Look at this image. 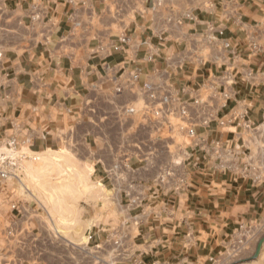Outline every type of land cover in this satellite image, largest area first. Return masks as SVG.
Instances as JSON below:
<instances>
[{"label":"crops","instance_id":"crops-1","mask_svg":"<svg viewBox=\"0 0 264 264\" xmlns=\"http://www.w3.org/2000/svg\"><path fill=\"white\" fill-rule=\"evenodd\" d=\"M156 1L0 0L25 31L0 60V136L14 127L34 152L52 148L57 136L83 138L94 178L114 204L108 222L89 229L93 244L126 221L133 235L130 255L144 264H210L264 206V181L251 175L258 162L246 140L264 126V0ZM121 36L128 43L115 51ZM134 70L137 87L168 84L180 101L206 98L202 91L208 88L216 108L206 127L195 128L205 150L186 161L190 174L176 195L155 188L157 168L130 160L131 179L145 192L132 205L106 178L100 160L111 157L81 112ZM117 100L141 105L137 88ZM1 184L4 220L14 195ZM2 247L0 235V253Z\"/></svg>","mask_w":264,"mask_h":264},{"label":"built area","instance_id":"built-area-1","mask_svg":"<svg viewBox=\"0 0 264 264\" xmlns=\"http://www.w3.org/2000/svg\"><path fill=\"white\" fill-rule=\"evenodd\" d=\"M127 43L128 38L121 36L118 45L112 46L113 50L118 51ZM3 54L4 51L0 50V60ZM139 75V71H132L128 78L117 81L112 93H103L105 95H98L99 98L86 102L81 112L100 139L108 140L112 127L124 125V144H104L102 150L109 152L111 161L100 160V164L116 191H123L132 205L140 203L145 198V192L141 183L131 179L135 171L130 160L135 158L140 162H149L152 168H157L152 181L155 188L176 195L186 187L185 176L190 174L186 171V161L205 150L204 141L195 128L206 127L213 119L211 111L216 108L208 101L214 95L208 88L202 91L206 98L180 101L172 94L168 84L137 87ZM134 88L141 96V105L118 102L120 95L132 93ZM170 116L176 121L171 122ZM219 124L223 125V122ZM13 129L9 135L0 136L2 189L8 181L19 179L22 162L27 157L22 148L27 146L30 150L32 147L27 140L19 139ZM178 135L187 138L188 144L176 143L174 138ZM7 193L4 197L9 199ZM8 205L12 214L0 222L3 242L0 264H144L130 255L133 235L126 221L111 228L106 237L96 244L92 243L93 234L88 230L87 242L80 246L61 241L52 220L49 218V230L46 222L39 218L41 213L38 208L15 199L10 200ZM151 264L162 262L154 261Z\"/></svg>","mask_w":264,"mask_h":264},{"label":"rangeland","instance_id":"rangeland-1","mask_svg":"<svg viewBox=\"0 0 264 264\" xmlns=\"http://www.w3.org/2000/svg\"><path fill=\"white\" fill-rule=\"evenodd\" d=\"M24 32L12 16L0 8V50L13 49L14 45L21 42ZM208 58L212 59L213 56L208 55ZM118 126L109 130L108 140L97 139L100 148L108 143L112 146L124 144V125ZM256 132L246 138L248 144H252L251 153L254 156L251 160L258 162L254 163L251 175L258 181H264V126ZM55 139L56 143L48 150L35 153L32 147L30 150L27 146L23 147L22 152L27 157L22 162L19 180H10L7 186L12 190L15 200L40 210L39 218L46 222L49 230V218L52 220L61 241H65L62 238L65 237L74 245L83 246L87 242L86 232L93 225L108 222L105 216L109 206L114 208L112 193L96 182L92 164L86 159L90 153L83 138L68 134ZM174 140L176 143L188 144L179 135ZM228 160H231V156ZM6 209H9V205ZM3 218L0 214V222ZM210 264H264V206L259 219L253 225L237 230L229 238L223 252Z\"/></svg>","mask_w":264,"mask_h":264},{"label":"water","instance_id":"water-1","mask_svg":"<svg viewBox=\"0 0 264 264\" xmlns=\"http://www.w3.org/2000/svg\"><path fill=\"white\" fill-rule=\"evenodd\" d=\"M258 250H259V247L257 248V252H256V255H257V253H258Z\"/></svg>","mask_w":264,"mask_h":264},{"label":"bare ground","instance_id":"bare-ground-1","mask_svg":"<svg viewBox=\"0 0 264 264\" xmlns=\"http://www.w3.org/2000/svg\"><path fill=\"white\" fill-rule=\"evenodd\" d=\"M19 180V179H18Z\"/></svg>","mask_w":264,"mask_h":264}]
</instances>
